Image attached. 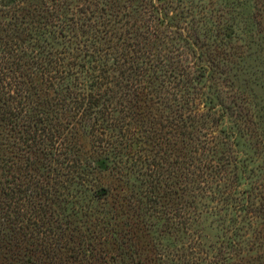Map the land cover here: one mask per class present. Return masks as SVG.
<instances>
[{
  "label": "trees",
  "instance_id": "1",
  "mask_svg": "<svg viewBox=\"0 0 264 264\" xmlns=\"http://www.w3.org/2000/svg\"><path fill=\"white\" fill-rule=\"evenodd\" d=\"M262 73L264 0H0V264H264Z\"/></svg>",
  "mask_w": 264,
  "mask_h": 264
},
{
  "label": "rangeland",
  "instance_id": "2",
  "mask_svg": "<svg viewBox=\"0 0 264 264\" xmlns=\"http://www.w3.org/2000/svg\"><path fill=\"white\" fill-rule=\"evenodd\" d=\"M259 82H260L262 85H264V73H262V74L260 75V77H259ZM247 138H248V139H247ZM253 142H254V141L251 140L249 136H246V138H244L243 141H242V144H243V145H241L240 147H241V149L247 151V150H249V147H248V146H250L249 143L253 144ZM250 166H252L251 163H250Z\"/></svg>",
  "mask_w": 264,
  "mask_h": 264
}]
</instances>
